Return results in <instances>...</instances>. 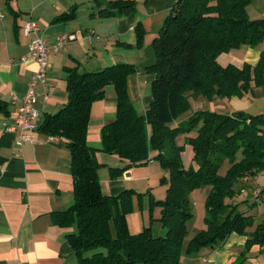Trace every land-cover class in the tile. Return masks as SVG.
<instances>
[{"label": "trees", "instance_id": "1", "mask_svg": "<svg viewBox=\"0 0 264 264\" xmlns=\"http://www.w3.org/2000/svg\"><path fill=\"white\" fill-rule=\"evenodd\" d=\"M250 2L175 0L150 43L155 60L145 69L154 73L152 100L143 114L136 111L128 94V77L136 72L133 63H115L85 72L78 65L64 67L67 101L56 112L43 115L37 132L66 139L74 201L56 213V221L60 226L75 228L67 237L78 264H179L183 253L218 249L232 232L247 235L243 249L264 244L263 221L252 232L246 231L254 224L255 215L240 205L249 199L231 200L244 176L264 172V108L256 113L231 114L195 110L185 120L177 121L189 109L190 98L241 97L252 86L263 84L264 47L255 65L244 62L240 67L222 66L217 61L222 52L255 47L263 41L264 19L248 16ZM94 3L95 14L107 18L133 13L138 2ZM76 8L71 6L54 21L74 18ZM11 13L17 30L20 13L13 9ZM133 28L135 45L140 47L144 27L138 21ZM107 85L114 87L116 112L114 119L101 127L102 144L97 149L87 144L86 134L91 106L104 97ZM0 113L9 115L2 98ZM178 135H183L180 144L176 142ZM185 145L191 146L196 167L182 163ZM98 150L126 161L123 167H108L110 178L153 159L168 172L160 179L165 185L164 196L150 198L149 224L137 232H130L126 221V215L134 210L135 193L129 188L116 195L102 192L98 169L103 164L96 158ZM202 186H209L204 198L205 227L185 241L187 223L193 216L189 195ZM256 202L252 200L250 208ZM155 207H159L158 220L165 227V233L159 236L151 230Z\"/></svg>", "mask_w": 264, "mask_h": 264}, {"label": "crops", "instance_id": "2", "mask_svg": "<svg viewBox=\"0 0 264 264\" xmlns=\"http://www.w3.org/2000/svg\"><path fill=\"white\" fill-rule=\"evenodd\" d=\"M83 1L32 0L26 5V0H23L19 10H15L20 13L16 20L17 30L14 19L5 20L0 12L3 15L0 17V98L7 102L9 109L8 116L0 113V264H78L67 237L75 228L60 226L56 221V213L74 201L66 139L35 132L33 142L16 147V133L5 130L3 126L12 121L21 105L20 97L26 92L30 76L37 67L31 60H20L29 43L28 36L22 33V24L29 18L34 19L49 49L46 73L49 92L46 98L41 94L36 104L40 121L45 113L56 112L67 101L64 67L78 65L79 70L85 72L115 63H133L136 72L128 77L130 100L139 114L152 100L150 86L154 73L148 72L145 66L154 62L155 55L149 45L175 0H143L136 3V10L131 14L107 18L95 14L96 5L92 10L84 11L80 6ZM87 1L94 3V0ZM107 1L110 0H101L103 4ZM73 5L77 6L74 18L54 21ZM246 11L250 18L264 19V0H251ZM138 21L145 31L140 47L135 45L133 28ZM69 33L74 38L66 40L55 50L57 36ZM263 47L264 39L255 47L241 46L222 52L217 61L222 66L234 64L240 67L244 62L255 65ZM104 90V97L91 106L86 134L87 144L97 149L102 144L101 127L113 120L116 112L114 87L107 85ZM241 97L247 98L245 112L261 111L264 108V82L260 86H252ZM188 146L185 153L189 158L193 152ZM104 157V152L96 151L97 160L106 166ZM125 165L126 161L121 160L120 165L107 167ZM131 168H126L122 177L108 179L102 175V192L116 195L128 189L127 183L133 178ZM256 181L263 184V175L258 173ZM251 204L252 200H249L240 208H249L248 213L256 218L260 214L259 222L264 223L262 203L257 201L250 208ZM137 210L136 207L126 215L130 232H137L149 223L148 212L144 218ZM253 230L254 227L246 229L247 232ZM246 239L247 235L232 232L218 249L202 248L194 254L183 253L179 264H264V244H253L243 249Z\"/></svg>", "mask_w": 264, "mask_h": 264}, {"label": "rangeland", "instance_id": "3", "mask_svg": "<svg viewBox=\"0 0 264 264\" xmlns=\"http://www.w3.org/2000/svg\"><path fill=\"white\" fill-rule=\"evenodd\" d=\"M143 0H137V2L142 3ZM23 0H10L8 4L5 3L4 0H0V12L3 13L4 19L10 20L13 19L11 10H19V7L21 6ZM32 0H26V5H28ZM95 5L93 2H89L87 0L83 1V4L80 3V6L84 9V11L92 10L95 8ZM3 19V20H4ZM151 44L149 45V48L151 51L153 48H151ZM155 55V53H154ZM190 107L187 111L182 114L177 121L185 120L193 111L195 110H209V111H215L217 113L222 114H231L234 112L244 111V104L247 102V98L238 97V96H232V97H214L211 99L204 98L202 96H198L197 98H190ZM147 109V108H146ZM146 109L143 113H145ZM142 113V114H143ZM176 121V122H177ZM183 135H178L176 137V142L182 143ZM180 144V143H179ZM186 146H184L183 151L181 152V160L185 167H196V163L193 160V154L191 157L188 158L187 154L185 153L187 151ZM190 147V146H188ZM191 149V147H190ZM193 152V151H192ZM104 159L103 161L107 162V165L100 166L98 169V176L99 180H101L102 175L105 178L111 179L109 176L108 171V165H120L119 158L117 159V156L114 154H109L104 152ZM132 174L133 178L127 183V187L129 189H132L134 191L133 195V206L134 209L137 207L138 212L141 213L140 217L143 216L146 217V214L148 212V218H149V201L150 198L158 199L164 196L165 194V185L160 183V179L162 176H168V172L159 164L157 160L153 159V162L148 161L145 164H138L136 166H132ZM123 174V172H122ZM120 175L122 177L123 175ZM260 176L262 173H259ZM240 185L237 184L235 186V196L232 197L231 200H233L234 203L243 201V196L241 193H239ZM209 190V186H202L199 188H196L192 190L189 197V205L191 208V211L193 212L192 218L187 223V235L185 237V241L189 239V237L192 236V234L202 228L205 227L204 223V198ZM238 191V192H237ZM141 194L139 196L138 194ZM249 201V200H247ZM256 210V209H255ZM254 210V211H255ZM259 211H261L259 209ZM160 215L159 207L152 208L151 216H152V223H151V230L152 233L155 236L163 235L165 233V227L161 225V222L158 220ZM260 220V214L258 217L254 219V224L251 227H255L257 223H259ZM149 224V223H148ZM147 224V225H148ZM112 232L114 233L113 226L111 227Z\"/></svg>", "mask_w": 264, "mask_h": 264}, {"label": "built area", "instance_id": "4", "mask_svg": "<svg viewBox=\"0 0 264 264\" xmlns=\"http://www.w3.org/2000/svg\"><path fill=\"white\" fill-rule=\"evenodd\" d=\"M0 17H3V15L0 14ZM21 30L24 36H28L29 43L26 53L20 57V60L23 62L31 60L36 63L37 67L30 76L26 92L20 97L21 105L12 121L3 125L5 130L16 133L14 140L16 147L34 141V134L37 132V125L40 122V111L37 109L36 104L41 94L46 98L50 87L46 79L49 67V49L46 39L41 34L40 26L34 19L29 18L22 24ZM73 38L74 35L70 33L57 36L54 49L56 50L66 40ZM262 175L264 177V172ZM239 193L246 199H255L261 202L264 206V183L259 184L256 181V175H246L242 178Z\"/></svg>", "mask_w": 264, "mask_h": 264}]
</instances>
